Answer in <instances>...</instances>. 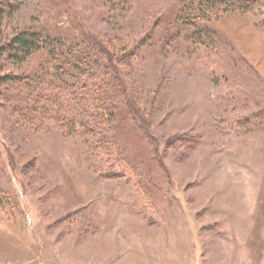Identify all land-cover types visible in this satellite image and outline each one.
Segmentation results:
<instances>
[{"label": "rangeland", "instance_id": "374dc122", "mask_svg": "<svg viewBox=\"0 0 264 264\" xmlns=\"http://www.w3.org/2000/svg\"><path fill=\"white\" fill-rule=\"evenodd\" d=\"M0 6L3 39L47 26L104 69L64 67L27 117L0 96V264H264V14L214 11L197 37L179 0ZM2 58L21 77L37 57ZM89 85L116 115L111 150L57 121L96 115Z\"/></svg>", "mask_w": 264, "mask_h": 264}, {"label": "trees", "instance_id": "16d2710c", "mask_svg": "<svg viewBox=\"0 0 264 264\" xmlns=\"http://www.w3.org/2000/svg\"><path fill=\"white\" fill-rule=\"evenodd\" d=\"M179 5L181 21L177 19L178 22L183 24L182 27L193 29L198 34L197 37L200 34L208 35L206 30L202 34L198 22L208 19L214 11L264 14V0H179ZM1 17L2 7L0 6V19ZM92 42L97 48H103L97 37H92ZM82 51L83 49L76 38H69L68 35L60 31L56 32L47 26L20 30L11 38L3 39L0 25V59L4 56L2 59H6V61L23 65L31 58L37 57L34 69L25 73L24 76L18 77L15 74L0 76V89L3 90V92L0 91V96L3 94V98H10L9 101H13V105H15L14 109L27 117L28 113L37 110V106L40 105V108L43 109L47 105L50 108L52 102L56 101L52 87H55L57 74H65L64 67H69L70 71L79 74V82L85 76L93 81L94 73L98 74L100 81H103V67L97 61H92V57L90 58ZM84 88L88 89V93H91V99L97 109L96 115H79L76 112L81 114L85 111L64 106L63 110L59 108V112L63 111V114L66 115H56L57 121L59 120L63 132L66 130L76 132L82 140L91 146H97L100 139L97 138L102 136L104 144L111 150V147L115 146L111 137L113 138L112 135L116 132L117 126L116 123H113L116 120V115L111 113L113 108L108 107L107 109L104 104L107 91L104 86L89 85ZM82 102L83 99H79L78 103H81V106ZM132 108L135 114L139 112L135 104L132 105ZM106 111L109 112V115H106Z\"/></svg>", "mask_w": 264, "mask_h": 264}]
</instances>
